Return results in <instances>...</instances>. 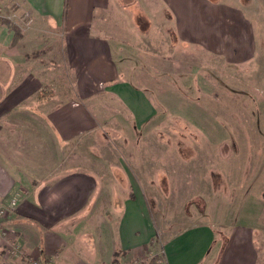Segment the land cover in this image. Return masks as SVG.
<instances>
[{
  "label": "rangeland",
  "instance_id": "obj_1",
  "mask_svg": "<svg viewBox=\"0 0 264 264\" xmlns=\"http://www.w3.org/2000/svg\"><path fill=\"white\" fill-rule=\"evenodd\" d=\"M225 1L246 8L250 16L254 15L257 35H264V0ZM11 5L2 6L0 11V35H5L1 49L9 43L8 33L17 34L10 48L17 52L23 51L19 47L23 40L19 39L25 34L31 44L37 42L36 35L49 39L51 33L62 40L63 29H40L32 21L31 11ZM108 13L106 24L95 28L113 40L112 45L123 47L122 59L116 55L126 66L122 78L147 96L155 114L146 122H136L117 95L96 85L85 102L98 127L58 152L57 144L43 126L30 122L37 134L27 139L35 150L25 148L28 163L25 162L24 173L34 177L33 172H52L55 176L85 172L96 180L90 203L95 217L77 219L75 224L81 223L84 232L73 233L69 239L74 245H85L86 240L90 245L96 244L104 255L100 253L95 259L104 261L103 264H166L164 244L184 229L204 223L214 224L219 238H224L221 231L227 225H250L264 262V57L230 65L221 57L215 58L198 46L182 42L171 20L168 19V25L165 21L159 24L161 15L153 19L152 26L145 18L137 26L128 11L114 8ZM263 43L262 50L258 43L261 56ZM41 45L42 49L28 55V63L32 62V69L39 71L44 91L54 92L66 86L65 92L79 97L77 90L68 87L74 77L68 74L61 47L54 50L59 42L42 40ZM17 63L18 58L14 64L0 61V100L5 93L9 65L20 67ZM14 76L16 83L22 75ZM7 121L0 128L2 131L7 129ZM12 122L10 129H15ZM41 133L46 137L38 138ZM0 143L7 146L2 134ZM41 145L45 146L40 156L44 168L37 169L35 160L43 149ZM56 159L61 162L58 171L45 168L53 166ZM16 197L13 195L11 200ZM140 200L149 210L155 236L146 245L127 251L120 245L116 226ZM5 205L9 203H0ZM16 209L0 213V218L9 219ZM29 223L35 225L30 221L21 225L25 230L32 229ZM101 223L106 224L102 237L95 232L87 237L85 229L92 231L93 225L100 228ZM10 232L0 245V260L4 264H44L39 256L29 255L23 242ZM27 232L31 239V230ZM74 253L86 258L83 252Z\"/></svg>",
  "mask_w": 264,
  "mask_h": 264
},
{
  "label": "crops",
  "instance_id": "obj_2",
  "mask_svg": "<svg viewBox=\"0 0 264 264\" xmlns=\"http://www.w3.org/2000/svg\"><path fill=\"white\" fill-rule=\"evenodd\" d=\"M0 4V11L2 6L11 4L12 8L19 5L21 10L28 9L34 15L32 21L40 29L46 26L52 30L63 29L60 41L52 33L49 39L36 35L37 42L33 41L34 44L29 43L26 34L21 36L19 40H23V44L19 47L23 51L19 52L10 49L17 34L8 33L6 39L9 43L0 48V61L14 64L18 58L17 64L21 67L9 65L5 93L0 100L3 109L0 111V128L5 127L3 123L8 120L7 129H0V134L7 139V146L0 143V203L10 204L13 195L20 198L13 215L9 219L0 218V245L10 230V234L23 242L22 247L27 253L34 258L39 256L44 264H103L104 261L95 259L100 253L104 255L96 244L90 245L86 240L85 245H74L69 239L73 233L84 232L81 223L75 224L77 219L95 217V209L90 203L96 180L85 172L62 176H55L56 173L52 172H33L32 177L23 170L27 169L28 163L24 158L26 146V150H35L27 140L37 134L30 122L43 126L49 138L57 144L58 152L98 127L95 115L85 102L88 92L96 85L117 95L131 110L136 122H146L155 114L153 103L147 96L137 91L129 80L122 78L126 66L116 55L119 54L122 59L120 52L123 47L112 45L113 40L95 27L105 25L108 12L111 13L114 8L131 13L137 26L142 25L144 18L152 26L155 24L153 19L161 15L159 24L165 21L164 24L168 25L171 20L182 42L198 46L215 58L221 57L230 65L263 58L258 53V43L262 50L264 35H257L254 30V15L250 16L246 8L225 0H0ZM1 38L5 39V35H0V43ZM42 40L51 44L59 42L54 50L61 47L68 74L75 79L71 78L68 87L71 86V91L77 90L79 97L74 92H65L66 86L58 87L59 90L54 92L44 91V82L37 75L39 71L35 72L32 62L28 63V55L32 56L34 51L42 49ZM14 75L23 77L18 76L15 83ZM40 94H44L43 99ZM12 121L15 122V129H10ZM43 136L41 133L38 138ZM41 147L39 158L35 160L37 169L44 168L41 167L40 156L45 146ZM60 166L61 162L57 160L53 166L45 168L58 171ZM29 187L31 189H27ZM144 204V200H140L135 209L130 210L131 213L126 210L125 214H130V217L127 214L116 226L124 250L146 245L155 236L153 220ZM28 221L35 225L29 223L33 228L25 230L21 224ZM97 225L100 226V221ZM98 226L93 225L92 231L85 229L87 237L91 232L102 237L106 224ZM222 229L224 238H219L220 232L217 233L216 226L210 223L194 225L174 235L163 246L166 264H264L255 246L253 227L241 223ZM27 230L33 234L31 239ZM140 233L143 235L138 237ZM75 250L83 252L86 258L75 254ZM4 263L0 260V264Z\"/></svg>",
  "mask_w": 264,
  "mask_h": 264
},
{
  "label": "built area",
  "instance_id": "obj_3",
  "mask_svg": "<svg viewBox=\"0 0 264 264\" xmlns=\"http://www.w3.org/2000/svg\"><path fill=\"white\" fill-rule=\"evenodd\" d=\"M17 206V197L11 200L10 204L6 206H0V213H4L6 210L14 209ZM1 234H5L2 232Z\"/></svg>",
  "mask_w": 264,
  "mask_h": 264
},
{
  "label": "trees",
  "instance_id": "obj_4",
  "mask_svg": "<svg viewBox=\"0 0 264 264\" xmlns=\"http://www.w3.org/2000/svg\"><path fill=\"white\" fill-rule=\"evenodd\" d=\"M40 98H41V99H43V98H44V94H43V95H42V94H40ZM114 261H115V260H114Z\"/></svg>",
  "mask_w": 264,
  "mask_h": 264
}]
</instances>
